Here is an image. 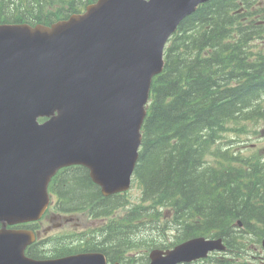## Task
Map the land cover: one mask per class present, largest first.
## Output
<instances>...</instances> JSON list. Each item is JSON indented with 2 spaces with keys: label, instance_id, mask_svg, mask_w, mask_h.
I'll use <instances>...</instances> for the list:
<instances>
[{
  "label": "water",
  "instance_id": "95a60500",
  "mask_svg": "<svg viewBox=\"0 0 264 264\" xmlns=\"http://www.w3.org/2000/svg\"><path fill=\"white\" fill-rule=\"evenodd\" d=\"M207 1L98 0L51 25H0L1 218L40 213L51 177L71 164L87 166L105 195L129 188L167 42ZM214 249H225L222 238H194L154 249L151 264ZM88 255L52 264H107Z\"/></svg>",
  "mask_w": 264,
  "mask_h": 264
},
{
  "label": "trees",
  "instance_id": "16d2710c",
  "mask_svg": "<svg viewBox=\"0 0 264 264\" xmlns=\"http://www.w3.org/2000/svg\"><path fill=\"white\" fill-rule=\"evenodd\" d=\"M92 1L0 0V23L51 24ZM260 1L201 4L170 38L164 71L153 80L134 172V183L147 204H136L119 221L118 235L107 242L117 246L112 258L124 255L119 247L135 232L132 223L162 214L161 208L171 213L179 240L222 236L230 247L235 240L242 250L249 243L240 244L246 239L234 236L239 220L263 238L264 155L259 157L257 151L255 158H246L215 146L224 132L245 129L243 122L264 121V3ZM69 168L53 181L72 207L103 196L86 171L73 174L84 167ZM150 208L154 212L145 213Z\"/></svg>",
  "mask_w": 264,
  "mask_h": 264
},
{
  "label": "flooded vegetation",
  "instance_id": "af4514ba",
  "mask_svg": "<svg viewBox=\"0 0 264 264\" xmlns=\"http://www.w3.org/2000/svg\"><path fill=\"white\" fill-rule=\"evenodd\" d=\"M46 205L45 213L37 220L27 222H15L13 220H0V230H30L36 238L28 245L26 253L34 259L60 258L77 252H85L87 244L93 243L97 251V235L106 231L109 223L105 219L100 220L97 228V198L95 205L82 211H68L61 192L59 196L51 195ZM142 233L138 231L136 234ZM145 233V231H144ZM235 249H232L234 253ZM137 258L128 263L136 264ZM207 264H230L224 261L210 260Z\"/></svg>",
  "mask_w": 264,
  "mask_h": 264
},
{
  "label": "rangeland",
  "instance_id": "374dc122",
  "mask_svg": "<svg viewBox=\"0 0 264 264\" xmlns=\"http://www.w3.org/2000/svg\"><path fill=\"white\" fill-rule=\"evenodd\" d=\"M87 3L82 5V8L86 6ZM258 42V41H257ZM262 130V132H261ZM223 145L224 146H230L232 148H235L237 151L245 154V155H251L254 152L256 153L258 151V156L262 157L264 155V121H262L260 124H250V131L242 134H237L236 132L229 131L225 138L223 139ZM262 160V158H261ZM142 196V190L138 184H133L131 189L128 191V193L122 195V198L128 201V205L123 206V208L120 210V213L125 212V210L134 204L142 203L141 201ZM166 223L165 219L161 220V224L164 225ZM150 224L147 226L142 227V231L149 232V234H144L145 240H151L153 238V235H157V240H159L158 244L171 242L173 240H176L175 233L177 232L176 226L171 224L170 228L165 231V234L163 235L162 230L159 229H151ZM151 233V234H150ZM123 240H121L122 242ZM164 241V242H163ZM122 244L127 248L131 250V254L137 253L139 256L143 253V256L147 254L153 247L149 246L148 244H141L140 247L137 249L133 248L132 243L126 241L122 242ZM150 247V248H148ZM148 248V249H147ZM254 254L258 255V251L255 250ZM253 258V257H251ZM257 260H260L258 258Z\"/></svg>",
  "mask_w": 264,
  "mask_h": 264
},
{
  "label": "bare ground",
  "instance_id": "6f19581e",
  "mask_svg": "<svg viewBox=\"0 0 264 264\" xmlns=\"http://www.w3.org/2000/svg\"><path fill=\"white\" fill-rule=\"evenodd\" d=\"M136 233L137 232L130 233L128 235L130 236L129 241L133 242L137 247H140L141 244H148L149 246H151V245H154V244L159 242V240H157V237H158L157 235L152 234L153 238L151 240H145L144 234H149V232L144 233V231H142V233H140L138 235ZM234 236H236V237L240 236L241 238L246 239V240L249 239V235H248L247 231H244L240 235L237 233ZM261 237H264V235H262ZM232 243H233V245L231 246V250L235 249L234 253L238 252L240 250V246L237 244V242L235 240L232 241Z\"/></svg>",
  "mask_w": 264,
  "mask_h": 264
}]
</instances>
